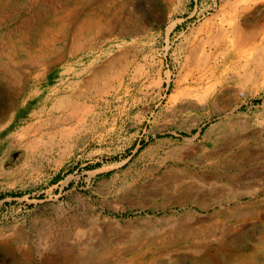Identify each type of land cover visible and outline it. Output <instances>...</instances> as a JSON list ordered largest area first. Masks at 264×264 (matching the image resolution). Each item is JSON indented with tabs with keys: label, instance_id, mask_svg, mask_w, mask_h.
I'll return each instance as SVG.
<instances>
[{
	"label": "rangeland",
	"instance_id": "rangeland-1",
	"mask_svg": "<svg viewBox=\"0 0 264 264\" xmlns=\"http://www.w3.org/2000/svg\"><path fill=\"white\" fill-rule=\"evenodd\" d=\"M235 27L241 65L193 103ZM100 259L264 264V0H0V264Z\"/></svg>",
	"mask_w": 264,
	"mask_h": 264
},
{
	"label": "bare ground",
	"instance_id": "bare-ground-1",
	"mask_svg": "<svg viewBox=\"0 0 264 264\" xmlns=\"http://www.w3.org/2000/svg\"><path fill=\"white\" fill-rule=\"evenodd\" d=\"M221 1V0H220ZM229 1V0H228ZM218 2V1H217ZM237 3L240 2V0H236ZM248 2H250V4H252L253 2L255 4H258V3H261L263 2V0H248ZM216 4V2H215ZM224 4V3H223ZM214 5V4H213ZM235 5H237L235 3ZM261 6V5H260ZM240 8V7H239ZM232 11V10H230ZM239 11V10H238ZM247 11V10H246ZM244 13V12H243ZM232 14V13H231ZM236 14V12H235ZM234 14V15H235ZM241 16V15H239ZM238 16V17H239ZM237 17V18H238ZM244 17V16H243ZM248 17V16H247ZM241 20V18H240ZM235 21V20H234ZM246 23H248V21H246ZM250 24V23H249ZM219 25V24H218ZM216 25V27L218 26ZM226 25V24H225ZM247 25V24H246ZM245 25V26H246ZM236 26V25H235ZM249 26V25H248ZM252 26V25H251ZM226 28V27H225ZM216 30V29H215ZM220 30V29H219ZM222 30V29H221ZM225 30V29H224ZM223 30V31H224ZM230 30H231V26H230ZM234 30V33L235 35H233L232 39L228 41V50L230 51L229 53H226L225 55H216L214 57V60H215V63L211 66L208 67H205V68H202L201 65L197 70H195V73H196V78H195V81L192 83H188L186 81V83H188V85L186 86L185 88V92H186V96H188V98H191V101L195 104H198V103H201L202 106L204 105L203 103L207 104V106H209L208 104L210 102H217L221 99V97L223 96V90H224V84L223 82L220 80H216V82H211L212 81V77L214 76V73L216 71H219V69H221L222 66H224V69L223 71H226L229 69V66L230 65H220L219 61L218 60H221V62H224V63H227V61H230V63H233L234 59H239L238 61L236 60L233 64V65H241V61H243V57L245 56L244 54H246L247 51L244 50V47L246 45L242 35L240 34L241 36V40L239 42V40L237 38H239V30H241L239 27H235ZM213 31V30H212ZM226 32V31H224ZM230 32V31H229ZM242 32V31H241ZM213 33V32H212ZM231 33V32H230ZM219 34V33H218ZM217 34V35H218ZM243 39V40H242ZM222 42V41H221ZM255 44V43H253ZM252 44V45H253ZM220 45V44H219ZM226 46V44H225ZM215 47V46H214ZM218 47V46H217ZM251 49V48H248V50ZM216 52V51H215ZM22 56V55H21ZM48 56V55H47ZM58 56V55H56ZM30 57V56H29ZM53 57V56H52ZM36 58V57H35ZM195 59V58H194ZM211 62V61H210ZM243 63V62H242ZM222 64V63H221ZM237 68V67H236ZM3 73V72H2ZM78 74V73H77ZM192 74V72H191ZM7 75V74H6ZM60 75V74H59ZM76 75V74H75ZM11 76V75H10ZM193 76V75H192ZM12 77V76H11ZM10 77V79H11ZM76 77V76H75ZM95 77V76H94ZM188 77H190L188 75ZM78 78V77H77ZM223 78V77H222ZM8 79V78H7ZM5 80V88L7 91H10L12 88H13V84L11 81L9 80ZM72 79V78H71ZM82 79V78H81ZM99 78H94V80H98ZM215 79V78H214ZM14 80V79H13ZM83 80V79H82ZM193 80V79H191ZM14 82V81H13ZM34 82V81H33ZM74 84V83H73ZM79 84V83H78ZM91 84V83H90ZM185 85V84H184ZM220 85V86H219ZM73 86V85H72ZM227 89V88H226ZM11 92V91H10ZM84 93V92H83ZM6 94V93H5ZM10 93H7V95H9ZM12 94V93H11ZM9 97V102L13 100V98L11 99V96H8ZM187 98V99H188ZM45 99V98H44ZM59 99V98H58ZM83 99V98H82ZM185 99V100H187ZM17 100V99H16ZM26 100V99H25ZM24 100V101H25ZM28 100V99H27ZM188 101V100H187ZM190 101V99H189ZM190 101V103H192ZM27 103V102H25ZM45 104V103H44ZM214 104V103H213ZM63 110L64 112L70 117H75L76 114L78 113L79 109H80V106L78 105V103L76 101L73 100V96H69V97H64L63 98ZM44 106V105H43ZM196 106V105H195ZM62 107V106H61ZM190 106H188L189 108ZM61 109V108H60ZM21 110V109H20ZM54 111V110H53ZM61 111V110H60ZM65 113H64V116H65ZM16 115V114H15ZM66 115V116H67ZM14 116V115H13ZM61 116V115H60ZM13 118V117H12ZM59 118V117H58ZM73 119V118H72ZM11 120V119H10ZM21 120V119H20ZM18 121V120H17ZM18 123V122H17ZM6 127V126H5ZM5 129V128H4ZM30 131V130H29ZM258 160L257 157H255V155H251V153H249V150L248 148L245 147V149H242L240 154H238L237 157H235L233 159V164H234V168H240V166H251L253 164L254 161ZM243 169V168H242ZM206 174V173H205ZM249 176V175H248ZM251 177V176H250ZM249 179V177H247V175L245 176H241V177H238L237 179L238 180H245V179ZM252 178V177H251ZM213 180V179H212ZM227 180L229 182H234L236 179L234 178H228L227 177ZM231 184V183H230ZM187 189V188H186ZM196 189V188H195ZM222 190V189H221ZM216 191V190H215ZM224 191V190H222ZM185 194V193H184ZM184 197V196H183ZM193 197V196H192ZM190 201L193 200V198H188ZM206 199V198H205ZM180 200V199H179ZM178 200V201H179ZM184 200H186V198H184ZM182 201V200H181ZM187 201V200H186ZM186 201L184 203H186ZM183 203V204H184ZM182 204V205H183ZM186 205V204H185ZM198 206V205H197ZM200 206V205H199ZM183 207V206H182ZM200 208V207H199ZM205 209V208H204ZM68 225V224H67ZM66 226V225H65ZM64 229V228H63ZM62 229V230H63ZM47 242L50 244V246H54L56 244V242L58 241V236H56V234L53 232V231H49L47 233ZM60 236L61 238H59L60 240L59 241H62L64 242L65 245H68L69 241H70V236H71V232L70 230H63L61 233H60ZM58 243V242H57ZM62 245V244H61ZM72 245V244H71ZM16 252V251H15ZM26 253V252H25ZM17 255V254H16ZM30 256V255H28ZM93 257V256H92ZM82 258V257H81ZM77 259V258H76ZM86 260V259H85ZM84 260V261H85ZM94 260V259H93ZM14 261H17V262H21V259L19 256H14ZM83 261V263H84ZM87 261V260H86ZM92 262V261H91ZM90 262V263H91ZM104 259H100L98 262L96 261L95 264H106L104 263ZM82 263V264H83ZM86 263V262H85ZM32 264V263H31ZM37 264V263H36Z\"/></svg>",
	"mask_w": 264,
	"mask_h": 264
}]
</instances>
